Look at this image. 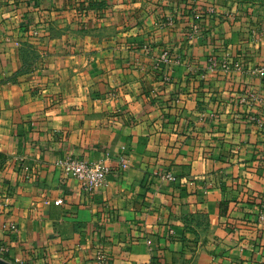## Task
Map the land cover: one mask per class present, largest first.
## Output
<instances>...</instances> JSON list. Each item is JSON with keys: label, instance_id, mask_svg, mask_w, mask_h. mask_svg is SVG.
Here are the masks:
<instances>
[{"label": "crops", "instance_id": "1", "mask_svg": "<svg viewBox=\"0 0 264 264\" xmlns=\"http://www.w3.org/2000/svg\"><path fill=\"white\" fill-rule=\"evenodd\" d=\"M68 156L111 172L85 192ZM261 214L264 17L237 0H0L10 263L264 264Z\"/></svg>", "mask_w": 264, "mask_h": 264}, {"label": "built area", "instance_id": "2", "mask_svg": "<svg viewBox=\"0 0 264 264\" xmlns=\"http://www.w3.org/2000/svg\"><path fill=\"white\" fill-rule=\"evenodd\" d=\"M199 16L195 15V19ZM193 31H198V25H193ZM117 163L120 167L125 168L126 161L120 158ZM57 165L62 171L69 177L76 179L81 186V189L85 192H91L101 187L105 181L106 176L111 172V168L108 165L97 162H89L83 159L65 157L57 161ZM58 203H61L59 200ZM260 221L264 222V214L260 215ZM11 229L15 230V227L11 226ZM5 247H0V254L6 252ZM104 256L99 258V264H103Z\"/></svg>", "mask_w": 264, "mask_h": 264}, {"label": "rangeland", "instance_id": "3", "mask_svg": "<svg viewBox=\"0 0 264 264\" xmlns=\"http://www.w3.org/2000/svg\"><path fill=\"white\" fill-rule=\"evenodd\" d=\"M237 2L241 4L242 10H245L247 13H249L251 17L254 16L255 18L259 20L260 18L264 17V0H237ZM0 258L9 262L1 254H0Z\"/></svg>", "mask_w": 264, "mask_h": 264}, {"label": "water", "instance_id": "4", "mask_svg": "<svg viewBox=\"0 0 264 264\" xmlns=\"http://www.w3.org/2000/svg\"><path fill=\"white\" fill-rule=\"evenodd\" d=\"M0 264H12L0 258Z\"/></svg>", "mask_w": 264, "mask_h": 264}]
</instances>
